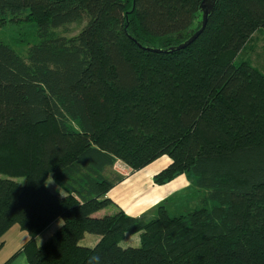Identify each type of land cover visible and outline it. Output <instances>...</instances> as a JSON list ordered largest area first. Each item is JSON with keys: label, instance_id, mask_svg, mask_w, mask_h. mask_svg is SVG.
<instances>
[{"label": "trees", "instance_id": "obj_1", "mask_svg": "<svg viewBox=\"0 0 264 264\" xmlns=\"http://www.w3.org/2000/svg\"><path fill=\"white\" fill-rule=\"evenodd\" d=\"M202 1L0 0V27L26 21L38 38L23 56L0 40V239L29 236L3 264H264V74L235 63L264 30V0H217L178 48ZM162 157L153 185L185 175L198 207L96 216L125 180L108 169Z\"/></svg>", "mask_w": 264, "mask_h": 264}, {"label": "rangeland", "instance_id": "obj_2", "mask_svg": "<svg viewBox=\"0 0 264 264\" xmlns=\"http://www.w3.org/2000/svg\"><path fill=\"white\" fill-rule=\"evenodd\" d=\"M81 28L82 26H77L73 24L66 28V32L61 31V33L66 37H71L76 35ZM253 35L254 36L250 43L247 44V46L243 49V52H241V54L235 59V63H238L241 60L246 61L264 74V30H258ZM0 40L6 45H8L11 49H13L17 54L23 56L26 54V51L30 45L38 42V38L36 36V27L34 26V24L26 21L8 22L5 26L0 27ZM19 40H22V42H19ZM126 167L127 166H125L122 162H118L115 164L114 169L120 175L128 176L130 175L131 171ZM159 171L160 170L156 171V173ZM154 173L155 172H153L152 174ZM177 180L180 181L177 182ZM18 181L22 183L23 179L19 178ZM175 181L172 183H184V185L180 188H176L173 191L168 192L169 195L166 198L162 199L156 204L154 203V206L144 212L145 217H150L153 208L163 201H167L166 209L168 210L170 216L182 215L198 207V199L203 195V192H200V195L196 196V190L193 185H191L192 180L186 177L185 175L179 176L175 179ZM52 183L53 180L51 179V177H48L45 184L50 190H52ZM154 186L155 185H153L152 183V187ZM130 189L131 190L129 192L131 194L136 193V188ZM114 210V207L110 206L98 212L97 215H112L115 213ZM61 224L62 221L60 218H58L57 222L52 224L50 228H47L43 232V234L38 237L37 242L39 244L43 242V238L47 234L51 235L53 232H55ZM90 237L96 236L92 234H85L83 239L79 242L80 246L93 247L95 244L92 243ZM28 239V234L26 232L21 231L18 226L15 225L10 228V230H8L0 239V242H3V246L0 249V264H3L6 260H8L16 251H18L27 242ZM136 239V235L127 236L124 240H122L120 245L121 247H136L139 245V243L136 242Z\"/></svg>", "mask_w": 264, "mask_h": 264}, {"label": "crops", "instance_id": "obj_3", "mask_svg": "<svg viewBox=\"0 0 264 264\" xmlns=\"http://www.w3.org/2000/svg\"><path fill=\"white\" fill-rule=\"evenodd\" d=\"M118 162L119 161H117L116 163H118ZM169 162H170L169 159L162 157V158L156 160L155 162L151 163L150 165H148L146 168H144L138 172H135V173H132V171L128 167H126L127 169H129L131 171L130 175L124 176L125 180L123 182H121L120 184H117L107 194V197L116 205V206L114 205L115 207L113 206L115 209L114 211L116 212V209L119 208L129 216L139 217V216L143 215L144 212H146L152 206H154L156 203H158L162 199L166 198L169 195L168 192L173 191L174 189L180 188L181 186H183L184 183L173 184L172 182L175 181V180H173L172 182H170L164 186L152 187L151 179L155 174L158 173V172L156 173V171H158V170L161 171L162 169H164L169 164ZM115 164H114V166H115ZM114 166L111 169H108L106 174H108L109 172L117 173V171L114 169ZM112 170H114V171H112ZM153 172H155V173L152 174ZM117 174H119V173H117ZM181 176H183V175H181ZM179 181L177 180V182H179ZM52 184H53V186L51 188L52 190H50V191L59 193L61 195L64 193L57 185H55L54 183H52ZM130 188H136V193L131 194L129 192L131 190ZM55 222H57V219L52 224H54ZM52 224H50V226H48L47 228H50L52 226ZM43 232H41L35 238L38 246L41 245L50 236L49 234H47L43 238V240H42L43 242H41L39 244L37 242V239L41 234H43ZM90 239H91L92 243H94V244L98 241L97 237H90ZM136 242H138V237L136 239ZM10 264H28V263H27L25 256L23 254H20Z\"/></svg>", "mask_w": 264, "mask_h": 264}, {"label": "water", "instance_id": "obj_4", "mask_svg": "<svg viewBox=\"0 0 264 264\" xmlns=\"http://www.w3.org/2000/svg\"><path fill=\"white\" fill-rule=\"evenodd\" d=\"M217 0H203L199 6L200 11L202 12V23H201V28L195 32L186 43L180 45L178 48H184L188 43L192 42L204 29L207 18L209 14L212 12Z\"/></svg>", "mask_w": 264, "mask_h": 264}, {"label": "clouds", "instance_id": "obj_5", "mask_svg": "<svg viewBox=\"0 0 264 264\" xmlns=\"http://www.w3.org/2000/svg\"><path fill=\"white\" fill-rule=\"evenodd\" d=\"M98 259H99L98 257H93V260H97L98 261Z\"/></svg>", "mask_w": 264, "mask_h": 264}]
</instances>
